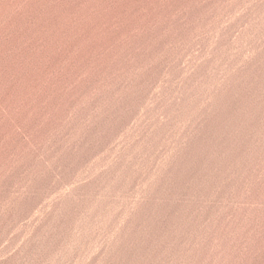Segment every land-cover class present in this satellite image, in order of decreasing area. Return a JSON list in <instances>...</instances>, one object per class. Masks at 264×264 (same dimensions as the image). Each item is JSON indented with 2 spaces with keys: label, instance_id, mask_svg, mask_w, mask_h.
Masks as SVG:
<instances>
[{
  "label": "rangeland",
  "instance_id": "1",
  "mask_svg": "<svg viewBox=\"0 0 264 264\" xmlns=\"http://www.w3.org/2000/svg\"><path fill=\"white\" fill-rule=\"evenodd\" d=\"M112 1L121 21L99 14L103 46L54 109L0 101V264H264V127L198 172L220 122L209 94L264 55V0Z\"/></svg>",
  "mask_w": 264,
  "mask_h": 264
},
{
  "label": "bare ground",
  "instance_id": "2",
  "mask_svg": "<svg viewBox=\"0 0 264 264\" xmlns=\"http://www.w3.org/2000/svg\"><path fill=\"white\" fill-rule=\"evenodd\" d=\"M113 5L112 0H0L1 104L4 107L14 106L23 98L28 108L32 106L25 116L38 108L41 111L54 109L60 103L58 89H62L67 80L84 74L87 68L85 63L103 46L98 40L101 34L96 23L99 14H102V24L109 27L121 21L120 7L115 9ZM114 37L118 40L121 35L115 34ZM243 60L240 72L232 74L218 85L215 94H209V114L216 115L219 112L220 122L209 131V149L203 151L206 165L198 171L201 176L204 175L203 178L210 176L211 168L226 170L232 164L229 158L231 148L236 147L240 152L245 143L252 145L262 138L264 74L252 83L250 72L262 66L264 55L261 51ZM55 74L65 76V82L53 78ZM239 77L240 82L243 80L252 84L250 89L246 93L241 92L233 105L228 96L222 106L221 97L226 95L229 86L238 81ZM153 79L158 80V77ZM9 82L13 83L10 88L6 85ZM149 96L144 91L142 99ZM204 119H208V116ZM250 120L252 126H247ZM245 125L248 130L243 131ZM249 132L252 135L248 138ZM222 136L226 140H221ZM195 177H190L191 183L187 186L176 188L175 194L186 191L190 195L197 182ZM162 232L170 235L172 231L166 225Z\"/></svg>",
  "mask_w": 264,
  "mask_h": 264
}]
</instances>
